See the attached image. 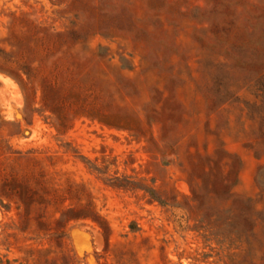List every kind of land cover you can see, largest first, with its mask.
Listing matches in <instances>:
<instances>
[{
    "label": "rangeland",
    "instance_id": "374dc122",
    "mask_svg": "<svg viewBox=\"0 0 264 264\" xmlns=\"http://www.w3.org/2000/svg\"><path fill=\"white\" fill-rule=\"evenodd\" d=\"M0 264H264V0H0Z\"/></svg>",
    "mask_w": 264,
    "mask_h": 264
}]
</instances>
